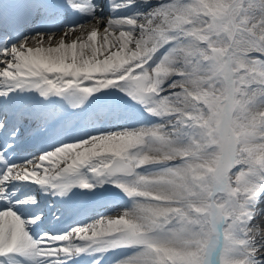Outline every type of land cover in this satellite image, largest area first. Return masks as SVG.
Listing matches in <instances>:
<instances>
[{
    "label": "snow or ice",
    "instance_id": "obj_1",
    "mask_svg": "<svg viewBox=\"0 0 264 264\" xmlns=\"http://www.w3.org/2000/svg\"><path fill=\"white\" fill-rule=\"evenodd\" d=\"M0 264H264V0H0Z\"/></svg>",
    "mask_w": 264,
    "mask_h": 264
},
{
    "label": "bare ground",
    "instance_id": "obj_2",
    "mask_svg": "<svg viewBox=\"0 0 264 264\" xmlns=\"http://www.w3.org/2000/svg\"><path fill=\"white\" fill-rule=\"evenodd\" d=\"M87 27H88V28H91V25H88ZM85 36H86V33H85ZM73 39H75V37H73ZM111 201H112V202H110V203H108V204H106V205H104V206H101L100 208L97 207V208H99V209H98L97 213L95 214V216H97V215H99V214H102V213H103V215H104L106 218L109 217V216H112L113 213H112V212L109 213V212L112 211L113 208H115V207H117V206L123 204V201H122V200H119L118 198H115V200H111ZM106 212H108V213H106ZM95 216H94V217H95Z\"/></svg>",
    "mask_w": 264,
    "mask_h": 264
}]
</instances>
